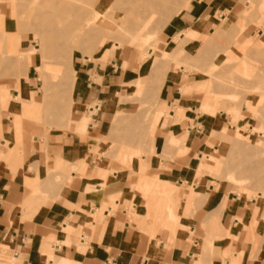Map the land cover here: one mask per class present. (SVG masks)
<instances>
[{"label": "crops", "instance_id": "obj_1", "mask_svg": "<svg viewBox=\"0 0 264 264\" xmlns=\"http://www.w3.org/2000/svg\"><path fill=\"white\" fill-rule=\"evenodd\" d=\"M261 7L264 12V3ZM0 11L7 13L5 0L0 1ZM228 13L248 17L253 12L238 9V0L190 1L168 29L170 33H164V49L174 39L171 33L182 39L191 29L197 35L186 45L197 46L206 33H215ZM242 34L261 36L264 28L252 21ZM246 42L236 40L233 55H239L238 46ZM71 62L76 73L71 130L56 132L46 142L35 140V151L7 158L14 144L13 113L12 106L6 107L0 99L4 105L0 108V264H264L261 196L249 197L232 182L197 173V159L225 143L213 132L236 128L227 111L214 116L199 111L211 98L183 91L199 79L183 66L173 68L171 62L157 104L142 108L137 102L120 100L127 81L140 73L138 56L121 51L106 62L87 55ZM38 63L36 53L31 55L30 66ZM28 75L20 95L36 100ZM11 91L13 96L18 94L15 88ZM156 110L163 114L154 136L130 141L139 155L129 160L118 147L111 150L112 143L122 142V136L109 131L118 113L128 122L123 127H139L149 135ZM85 116L87 129L79 134L78 121ZM244 117L249 119L250 134L261 126ZM170 136L179 144H168ZM8 159L13 160L8 163ZM156 176L180 189L174 225L164 219L163 226H156L147 216L148 198L140 182ZM188 187L196 193L192 201L183 195ZM208 241L205 252L209 254L204 255L202 246ZM206 255L210 259L205 260Z\"/></svg>", "mask_w": 264, "mask_h": 264}, {"label": "rangeland", "instance_id": "obj_2", "mask_svg": "<svg viewBox=\"0 0 264 264\" xmlns=\"http://www.w3.org/2000/svg\"><path fill=\"white\" fill-rule=\"evenodd\" d=\"M56 1H59L57 2L59 4L63 0H5V3L7 4V13L0 11V23L3 25L2 29L6 31L8 36H12L14 33V35L17 37H15L17 41L12 43V53L15 56L18 53L28 55V59L30 61L29 63L23 62V64L20 66L21 68L15 66L13 62L15 60L13 56H10L12 53L6 52V50H8L6 49L8 45L5 46V44H7V37H0V53L5 52L4 54H0V84L4 85L3 95L9 101V104L6 107L12 106V104L15 103H18L19 105L14 106V109L11 107L14 117L12 121L13 134L15 133L16 119L18 118L21 121L20 134L18 137L14 136V144L9 155L16 153L15 155L24 156V153L31 150H36L34 147L36 144L35 140L46 142L51 138V135L56 132L71 130L70 125L73 123V118L70 114L72 112V106H74V103L73 97H70L69 95L66 96V106H63L61 110L59 106H40L41 109L39 108L38 111L36 110L37 112L35 111L37 114L35 117L25 115L24 108L28 109V106H31V101L38 100L36 102H43L46 90H44L45 81L42 78V74H45L46 77L48 76L47 78L50 84L59 83L60 78L53 67H57L59 64L72 61L73 57H82L87 55L92 58V60L106 61L114 58L121 51H125L126 53L138 56L141 69L139 74L133 76L127 81L125 84L126 92L123 97H120V100L137 102L142 108L154 106L158 102V92L156 93L154 91L153 83H144L143 90L141 93H139L137 91L140 89L138 86H136L135 79H137L138 76L144 77L147 74L149 68L151 67V57H162L163 52H166L167 49L171 47L169 55L172 54L174 57L172 55V58L170 56L169 57L172 59H170V61L173 62V68L183 66L187 73L192 74V78H197L199 80L202 79L197 81L198 84L195 82V85L199 87L197 88V91L194 90L193 92L196 91L197 93H200L201 95L199 97L202 99L204 96L211 98V101L208 103L204 102L199 111L209 112L213 116L217 115L219 111H227L232 116V124L236 125L235 131L230 130L227 133H225V130H223L221 133L213 132L214 136H219L220 139L225 140V143L215 153H205L201 160L197 159V173H209L216 179L232 182L238 188L239 193H243L249 197L261 196L260 199L264 201V41L261 40L264 38L262 37L264 35L259 36L256 34L252 38H246L242 34V29L244 26L252 21H255L258 26H262L264 28V12L261 10L264 0H238V9L242 11L245 10L246 14L253 12L252 15L245 17L242 14L236 16L232 13H228L226 17L227 19L225 18L224 21L219 20V22H221L219 24H224L225 29L224 31L215 34L217 38L214 37L215 39L213 40V44H211V46H206V48L203 45L207 44L206 41H209L213 35L212 33H206V35L201 38V43L197 46L186 45V43H188L189 40L195 38L197 34L194 29H191L185 32V35L182 39H180V35H178L176 32L171 33V38L174 39L169 43V46L166 49H164L166 46L164 43V33H170L168 29L172 27V24L175 22V19L179 14L177 16L175 15V17H173V19H171L166 25H161V23L158 24V17L156 16L154 19L155 21L153 23H146L145 27L143 28V32H141L142 30H138L140 29V24L142 23L141 21L143 20L144 22L147 16L149 18L150 14L148 13H150V10L152 9L150 8L152 6L146 3L144 0H78L79 2H77V0H72L75 2V4L77 3L76 5L80 3L78 6H82L83 4L81 3L85 4L87 2L86 6L89 5V8L88 6L82 7L89 10H94L95 8L97 11L104 13L105 16L100 19L101 23L111 22L112 20L113 24L111 23V25H114L116 24L114 23L116 22L115 20L118 19V31L122 32L121 34H123L121 35L123 43L120 45L121 42L118 38L120 36L113 32L114 30L107 32L104 31L102 37L104 36L107 39L108 44L118 43L117 52L107 57L104 56V51L107 46L104 43L102 44L97 41L98 37L95 38L96 40H93V42L87 41L85 43L84 40H82L84 43H82V41L77 42V45L76 43L74 44V42H72L75 33L78 34V29L74 25H70V21L73 18V13L68 11L66 8L61 9L59 7L60 4L57 7ZM190 1L192 0H171V3L173 8L180 7L184 9ZM146 4H148L150 7ZM141 7L142 9H140ZM13 9L15 10L16 14H11ZM113 19L115 20L113 21ZM132 22L138 23L132 25ZM120 23L123 24L121 25ZM44 24L46 27H44ZM48 25L56 28L57 33L52 34L50 32L51 30H48ZM4 26L6 27L4 28ZM119 26L124 28L123 31ZM108 32H111V34L105 35V33ZM127 32H129L131 35L134 33L139 37V41H137L136 46H133L129 43L131 36ZM140 36L145 39L142 41ZM125 37L127 40L124 39ZM67 40L73 44L69 45L70 42L68 43ZM140 40L143 42V44ZM236 40L247 42L244 45L242 43L241 46H238L241 55L239 54L235 56L232 53V49ZM67 44L70 47H68ZM74 45L79 47L78 49H75V51L72 49ZM35 53L39 59V66L31 67V55ZM201 56L204 57L201 58ZM28 73H30L28 77L31 76L33 86L35 87L34 93L36 100L28 99L20 95V92L23 90L22 82L25 80V77ZM13 74L18 75H15L14 77ZM206 80L209 83H207ZM49 83L48 85L50 86ZM145 86H147V88ZM205 87L210 91H205L206 89L203 90ZM13 88H15L18 92V94L15 96H13L11 91ZM193 89H195V86L191 90ZM201 89L205 92H203ZM3 106L4 105H0V108H4ZM21 110L23 113L22 115L20 113ZM159 112L161 113V111L156 110L153 116L151 125L148 128L149 135H146L144 132H142V128L139 127H123L128 122L122 116L123 126L121 125L118 130H114L112 132L114 135L117 134L118 136H122V142L118 145L112 143L111 150H115L118 147V151L127 155L129 160H131L133 156L139 155L140 151L138 149H131L130 141L137 140L140 142L146 140L147 137L152 136L155 125L160 118ZM165 113L168 115L167 112ZM244 116H250L252 120H256L261 126L253 129V133L250 134L247 127V124H249V119H246ZM85 118L86 119L82 125V128H77L76 130V132L79 134H82L81 132H85L87 129L89 119L88 117ZM168 143L172 145H178L179 139L174 136H170ZM8 146L9 143H6L5 147L8 148ZM41 148L44 149L43 146ZM7 157L9 158V156ZM120 160L123 163L127 162V159H123L124 161L122 159ZM232 176L242 179L241 184L238 182L236 183V181L231 178ZM146 178L147 177H143L141 180L140 188L145 190L143 191V195L145 198H148L147 207L149 210L147 212V216L154 220V224L156 226H163L165 223L172 225L176 224V222H173V219L176 218L175 208L178 205L179 197H173V195H169L171 197L167 196V192L170 191L171 187L175 188V186L167 181H161L159 184L158 182L160 180L157 179V181L152 179V181L155 180V183L157 184L151 186L152 181L150 183L149 178L147 179L149 181H145ZM243 178H245L244 182ZM36 181L37 180H33L32 182ZM146 182L147 186L145 185ZM148 187H150L151 190H149L150 188L148 189ZM146 189H148L150 192ZM186 192H191L194 196H196L195 190L189 187L187 188ZM149 203L152 204L150 205ZM164 219L170 220L169 222H165ZM210 244L211 242L208 241L204 245L205 249H208Z\"/></svg>", "mask_w": 264, "mask_h": 264}, {"label": "bare ground", "instance_id": "obj_3", "mask_svg": "<svg viewBox=\"0 0 264 264\" xmlns=\"http://www.w3.org/2000/svg\"><path fill=\"white\" fill-rule=\"evenodd\" d=\"M76 1V0H75ZM81 1V0H80ZM87 1V0H86ZM122 1V0H121ZM120 1V2H121ZM144 1H146V3H148L149 5H151L152 7H150L148 4H146V5H148L150 8H152L151 10H150V13H148V14H150V16H149V18H148V16H147V18H146V20L143 22V20L141 21V20H139V21H141L142 23L140 24V29H138V30H142L141 32H143V28L145 27V25H146V23H150V22H154L155 20V18H156V16L158 17V24L159 23H161V25H166V24H168V22L171 20V19H173V17H175V15L177 16L178 14H180V12L182 11V9L183 8H180V7H177V8H173V6H172V3H171V0H144ZM249 1V0H248ZM57 2H59V1H56V3ZM77 2H79L78 0H77ZM82 2H84V1H82ZM54 3V2H53ZM87 3V2H86ZM86 3L84 4V3H81V4H83L82 6H84V7H87L88 6V8H89V5H87L86 6ZM137 3V2H136ZM61 6H60V5ZM57 3V7H58V5H59V7L62 9H68V11H70L71 13H73L72 15H73V18L71 19V21H70V25H74L77 29H78V34L77 33H75V36H74V38H73V40H72V42H74V44L76 43V45H77V42H81L82 40H84V42L86 43L87 41L89 42V41H92L93 42V40H96L95 38H97V41H99L100 43H104L106 46H107V48H105V51H104V56L105 57H107V56H109V55H111V54H113V53H116L117 52V47H118V43L117 44H108L107 42V39L103 36L102 37V35L104 34V31L105 32H107V31H112V30H114L113 32H115L116 34H118V36H120V37H118L119 39H120V45L123 43V41H122V36L121 35H123V34H121L122 32H119L118 31V24L117 23H119L118 22V19L117 20H115V19H113V21L115 20L116 22H114V23H116V24H114V25H111V23H112V20H111V22H105V23H101L100 22V19L101 18H103L105 15H104V13H101V12H99V11H97L95 8H94V10L92 9V10H89V9H85L84 7H82V6H78V5H76L75 4V2H73L72 0H63L62 2H60V3ZM135 4V3H134ZM56 5V4H55ZM138 6V5H137ZM147 6V7H148ZM56 7V8H57ZM91 7V6H90ZM111 7V6H110ZM109 7V8H110ZM60 8H58V9H60ZM108 8V9H109ZM17 9V8H16ZM107 9V10H108ZM140 9H142V7L140 8ZM137 10V9H136ZM148 10V9H147ZM17 11V10H16ZM59 11V10H58ZM106 11V10H105ZM104 11V12H105ZM125 11V10H124ZM149 11V10H148ZM136 12V11H135ZM16 14L15 13V10L13 9V11H12V13L11 14ZM144 13V12H143ZM124 14V13H123ZM127 14V13H126ZM134 14V13H133ZM230 14V13H229ZM135 15H137V14H135ZM107 16V15H106ZM127 18V17H126ZM143 18V17H142ZM119 19H121V18H119ZM139 19V18H138ZM227 19V18H226ZM49 20V19H48ZM123 20H124V17H123ZM130 20V19H129ZM233 20V19H232ZM110 21V20H109ZM120 21H122V20H120ZM131 21V20H130ZM130 21H128V22H130ZM135 21H136V19H135ZM138 21V22H139ZM231 21V20H230ZM125 22V21H124ZM138 22H136V23H138ZM45 23V22H44ZM47 23V22H46ZM136 23H133L132 22V25L133 24H136ZM163 23V24H162ZM113 24V23H112ZM121 24V23H120ZM123 24V23H122ZM121 24V25H122ZM124 24H127V23H124ZM129 25V24H128ZM228 25V24H227ZM2 26L3 25H1V23H0V37L1 38H3V37H7V44H5V46L6 45H8L7 47H6V49H8V50H6V52H8V53H12V51H11V47H12V43L13 42H15V41H17L16 39H15V35H14V33L12 34V36H8V34H6V31L5 30H3L2 29ZM49 26V25H48ZM130 26V25H129ZM135 26V25H134ZM6 26H4V28H5ZM44 27H46L45 26V24H44ZM119 27H121V26H119ZM123 27L125 28V26L123 25ZM123 27H121L122 29V31H123ZM127 27V26H126ZM131 27V26H130ZM133 27V26H132ZM136 27V26H135ZM163 27V26H162ZM73 28V27H72ZM147 28V27H146ZM75 29V28H74ZM150 29V28H149ZM224 29H225V25L224 24H219L218 26H217V30L215 31V33H213V35H212V37L209 39V41H207V44H205V45H203V46H211V44H213L212 42H213V40L215 39V38H217L216 36H215V34H217V33H219V32H222V31H224ZM48 30H51L50 32L53 34H56L57 33V30H56V28H54L53 26H49V28H48ZM43 31V30H42ZM64 31V30H63ZM150 31V30H149ZM196 31V30H195ZM141 32H140V34H141ZM130 36H131V40H130V44L131 45H133V46H136V44H137V41H139V37L136 35V34H134V33H132V35L129 33V32H127ZM60 34H61V32H60ZM63 34H64V32H63ZM77 34V35H76ZM106 34H111V32L109 33H105V35ZM107 35V36H108ZM125 35H126V31H125ZM142 35H144V34H142ZM197 35V34H196ZM115 36V35H114ZM128 36V35H127ZM146 36V35H145ZM144 36V37H145ZM220 36V35H219ZM109 37V36H108ZM117 37V36H116ZM141 37V36H140ZM215 37V38H214ZM0 38V39H1ZM17 38V37H16ZM72 38V37H71ZM142 38V37H141ZM117 39V38H116ZM124 39H126V37L124 38ZM145 39V38H144ZM143 38L141 39L142 41L144 40ZM146 39H147V37H146ZM61 40V39H60ZM68 40H70V39H68ZM67 40V41H68ZM115 40V39H114ZM118 40V39H117ZM127 40V39H126ZM129 40V39H128ZM140 40V41H141ZM218 40V39H217ZM3 41V40H2ZM71 41V40H70ZM70 41H68V43L70 42ZM141 41V42H142ZM148 41V40H147ZM147 41H145V42H147ZM83 41H82V43H84ZM17 43V42H16ZM41 43V42H40ZM215 43H216V41H215ZM15 44V43H14ZM42 44V43H41ZM59 44V43H58ZM70 44H73V43H69V45ZM81 44V43H80ZM140 44V43H139ZM142 44H143V42H142ZM145 44V43H144ZM2 45V44H1ZM43 45V44H42ZM68 45V44H67ZM68 45V47H70ZM76 45H74L73 46V50L75 51V49H78L79 47H77ZM78 45H79V43H78ZM141 45V44H140ZM18 46V45H17ZM45 46V45H44ZM138 46V45H137ZM177 46V45H176ZM202 46V47H203ZM77 47V48H76ZM176 48V47H175ZM207 48V47H206ZM42 49V48H41ZM63 49V48H62ZM101 49V48H100ZM99 49V50H100ZM169 49V50H168ZM167 49V51L166 52H163V55H162V57H159V58H154L152 61H151V67L149 68V70H148V72H147V74L144 76V77H140V76H138L137 77V79H135L136 80V82H135V84H136V86H138L139 87V91H137V92H139V93H141L142 92V90H143V85H144V83H146V82H151V83H153V87H154V91L157 93V92H160L161 91V89L163 88V86H164V83H165V78H164V76H165V73L167 72V70H168V65H169V63L171 62L170 61V59L172 58V56L171 55H169L170 54V50H171V47H169ZM98 50V51H99ZM145 50V49H144ZM64 51V50H63ZM71 51V50H70ZM4 52V51H3ZM18 52V51H17ZM72 52V51H71ZM91 52V51H90ZM2 53V52H1ZM0 53V54H1ZM5 53V52H4ZM4 53H2V54H4ZM46 53V52H45ZM172 53V52H171ZM103 54V53H102ZM9 55V54H8ZM60 55H62V54H60ZM71 55V54H70ZM187 55V54H186ZM4 56V55H3ZM7 56V55H6ZM11 57L13 56V58H14V60L15 61H13L14 62V65L15 66H18V67H20L22 64H23V62H27V63H29L30 61H29V59H28V55H25V54H23V53H18L16 56L12 53V55H10ZM68 56V55H67ZM171 58H170V57ZM174 57V56H173ZM202 57H204V56H201V58ZM248 57V56H247ZM46 59V58H45ZM104 59V58H103ZM172 60V59H171ZM179 60V59H178ZM118 61V60H117ZM197 61V60H196ZM201 61V60H200ZM106 62V61H105ZM203 62V61H202ZM235 62V61H234ZM59 63H62V62H59ZM71 61H69V62H67V63H64V64H59V66H57V67H53L54 68V70H55V72H57V74H58V77L60 78V81H59V83H54V84H50L49 82H48V76L46 77V75L44 74H42V78L44 79V81H45V86H44V90H46V94L44 95V99H43V102L42 103H40V102H36V101H31L30 102V104H31V106H28V109L27 108H24V113H25V115H28V116H33V117H35L37 114H36V112L38 111V109L40 108L41 109V107L40 106H59V108H60V110L63 108V106H66L65 105V100H66V96L67 95H69L70 97L72 96V91H73V85H74V80H75V70L72 68V65H71ZM102 63H104V62H102ZM143 63V62H142ZM213 63V62H212ZM248 63V62H247ZM112 64V63H111ZM12 65V64H11ZM104 65H105V63H104ZM103 65V66H104ZM115 65V64H114ZM124 65H125V63H124ZM246 65V64H245ZM4 66V65H3ZM11 67H13V66H11ZM116 67V66H115ZM21 68V67H20ZM117 68V67H116ZM119 68V67H118ZM208 68V67H207ZM43 69V68H42ZM204 70H206V69H204ZM247 70V69H246ZM20 71H21V69H20ZM201 71H203V70H201ZM47 73V72H46ZM52 73V72H51ZM246 73V72H245ZM12 74V73H11ZM15 75H18V74H13V76L15 77ZM53 75V74H52ZM128 76V75H127ZM51 78V77H50ZM49 78V79H50ZM54 78V77H53ZM59 80V79H58ZM134 80V81H135ZM200 80H202V79H200ZM200 80H198V81H200ZM205 80V79H204ZM50 81H51V79H50ZM131 81V80H130ZM207 81V80H206ZM202 82V81H201ZM204 82V81H203ZM48 83L50 84V86L48 85ZM129 83H131V82H129ZM132 83H133V81H132ZM207 83H209L208 81H207ZM231 83V82H230ZM197 84H198V82H197ZM203 84V83H202ZM52 85V86H51ZM146 85V84H145ZM199 85H200V83H199ZM3 86L4 85H1L0 84V99L2 98L3 100H4V102H5V106H8V100L4 97V95H3ZM147 86H149V85H147ZM147 86H145L146 88H147ZM151 86V87H152ZM194 86H195V89H193V90H191L192 88H194ZM203 86V85H202ZM199 86H196L195 85V83H193V84H191L190 86H188L187 85V87L185 86L184 88H183V91L184 92H188V93H190V92H193L194 90H198L197 88H198ZM213 87H214V85H213ZM218 87V86H217ZM200 89V88H199ZM204 89H206V87L205 88H203V90ZM191 90V91H190ZM202 90V89H201ZM202 90V91H203ZM236 90V89H235ZM152 91V90H151ZM195 91V92H196ZM205 91H210V90H208V89H206ZM205 91H203V92H205ZM214 91V90H213ZM199 92V91H198ZM202 92V93H203ZM236 92V91H235ZM207 93V92H206ZM209 93V92H208ZM151 94V93H150ZM154 94V93H153ZM158 94V93H157ZM155 96H156V94H155ZM126 98V97H125ZM27 103H29V102H27ZM121 103H123V102H121ZM14 106H19L18 105V103H15V104H12V108L14 107ZM201 108V107H200ZM14 109V108H13ZM15 110H17V109H15ZM37 110V111H36ZM36 111V112H35ZM14 112V111H13ZM20 112V111H19ZM41 112V111H40ZM69 112H70V110H69ZM21 115L23 114L22 113V110H21ZM117 113H118V111H117ZM160 113V112H159ZM19 114V113H18ZM163 114V111H161V113H160V116ZM20 115V116H21ZM86 117V116H85ZM85 117H83L80 121H78V125H77V128H82V125H83V123H84V121H85ZM14 118V117H13ZM124 118V117H123ZM123 118H122V115L121 114H117L116 115V117H115V119H114V121H113V123H111L112 124V130L110 129L109 131H116V130H118L120 127H121V125H122V122H123ZM21 119V118H20ZM88 120V119H87ZM20 120L17 118L16 119V126H15V133H14V136L15 137H18L19 136V134H20ZM126 125V124H125ZM155 125V124H154ZM123 126V125H122ZM110 127V126H109ZM25 131V130H24ZM2 132V127H1V114H0V133ZM38 133V132H37ZM108 135H109V133H107ZM23 135V134H22ZM153 135V134H152ZM223 135V134H222ZM24 136V135H23ZM84 136V135H83ZM154 136V135H153ZM225 136V135H224ZM16 142H18V141H16ZM168 144H170V143H168ZM239 144V143H238ZM170 145H172V144H170ZM29 147V146H28ZM17 148V147H16ZM18 150V149H17ZM232 151V150H231ZM17 152V151H16ZM31 152H32V150H31ZM124 152V151H123ZM16 154V153H15ZM15 154H12V155H8L7 154V156H9V158H11V157H13L14 158V156H16ZM128 154V153H127ZM262 154V153H261ZM18 156V155H17ZM2 157V156H1ZM8 158V157H7ZM4 159V158H3ZM2 159V160H3ZM20 159H21V157H20ZM5 160V159H4ZM13 159H8V163H9V161H12ZM123 160V159H122ZM18 161H20V160H18ZM124 161V160H123ZM14 162H15V160H14ZM18 163H20V162H18ZM20 165H22V163H20ZM13 166H14V163H13ZM16 167V166H15ZM30 167V166H29ZM230 167V166H229ZM230 169V168H229ZM232 169V168H231ZM243 170V169H242ZM101 171V170H100ZM103 171V170H102ZM232 172V171H231ZM102 173V172H101ZM199 173H201V172H199ZM203 173V172H202ZM223 173V172H222ZM98 174V173H97ZM200 175V174H199ZM234 181H236V183L238 182V183H240L241 184V182H242V179H240L239 177L238 178H236L235 176L233 177H231ZM148 178H146V180L145 181H149L150 180V183H151V181H152V179H157V180H159L158 178H157V176L156 177H154V178H149V180H147ZM244 179L245 178H243V182H244ZM155 180H153L152 181V184H151V186L152 185H155V184H157V183H155ZM156 180V181H157ZM233 181V182H234ZM32 182V181H31ZM153 182H154V184H153ZM160 182L161 181H159L158 183L160 184ZM40 185V184H39ZM146 186H147V182H146V184H145ZM150 186V187H151ZM162 186V185H161ZM163 186H164V184H163ZM262 186V185H261ZM40 187V186H39ZM145 187V186H144ZM150 187H148V189L150 188ZM153 187H155V186H153ZM157 187H158V185H157ZM160 187V186H159ZM171 187V186H170ZM152 188V187H151ZM151 188L149 189V190H151ZM161 188V187H160ZM148 189H146V190H148ZM156 189V188H155ZM243 189V188H242ZM148 190V191H149ZM179 188L177 189V187H175V188H172L171 187V189H170V191H166L168 194H167V196H169V195H173V197H178V193H179ZM160 191H161V189H160ZM182 193V192H181ZM166 194V193H165ZM183 195L186 197V199L187 200H191L192 201V199L195 197L191 192H186V191H184L183 192ZM169 197H171V196H169ZM180 198V197H179ZM195 199V198H194ZM226 200V199H225ZM195 201V200H194ZM153 203V202H152ZM151 203V204H152ZM150 204V203H149ZM150 204V205H151ZM151 207H153V206H151ZM149 210V209H148ZM148 212V211H147ZM146 212V213H147ZM150 212V211H149ZM97 213V212H96ZM213 218V217H212ZM210 220V219H209ZM253 243V242H252ZM203 244V243H202ZM203 248V252H201L202 254H209V252L208 253H206L205 251L207 250V249H205V247H204V245L202 246ZM201 254V255H202ZM204 254V255H205ZM233 256V255H232ZM203 258V257H202ZM206 259L205 260H207V258H209V255H206V257H205ZM236 258V257H235ZM13 259V258H12ZM210 259V258H209ZM11 260V259H10ZM208 262H209V260H208ZM199 263V262H198Z\"/></svg>", "mask_w": 264, "mask_h": 264}]
</instances>
